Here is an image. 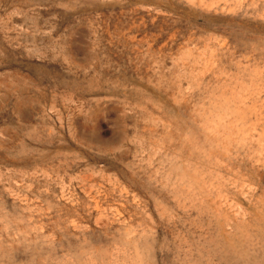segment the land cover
Listing matches in <instances>:
<instances>
[{
  "label": "rangeland",
  "instance_id": "obj_1",
  "mask_svg": "<svg viewBox=\"0 0 264 264\" xmlns=\"http://www.w3.org/2000/svg\"><path fill=\"white\" fill-rule=\"evenodd\" d=\"M0 264H264V0H0Z\"/></svg>",
  "mask_w": 264,
  "mask_h": 264
},
{
  "label": "bare ground",
  "instance_id": "obj_2",
  "mask_svg": "<svg viewBox=\"0 0 264 264\" xmlns=\"http://www.w3.org/2000/svg\"><path fill=\"white\" fill-rule=\"evenodd\" d=\"M124 33V32H123ZM144 34H146V33H144ZM139 35H141V34H139ZM143 35V34H142ZM162 42V41H161ZM123 142V141H122ZM110 183V182H109ZM125 192V191H124Z\"/></svg>",
  "mask_w": 264,
  "mask_h": 264
}]
</instances>
